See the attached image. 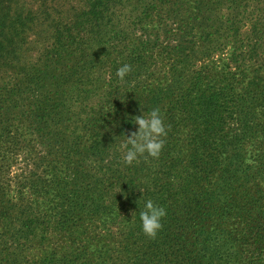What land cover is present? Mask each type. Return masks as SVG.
Returning a JSON list of instances; mask_svg holds the SVG:
<instances>
[{
  "label": "trees",
  "instance_id": "obj_1",
  "mask_svg": "<svg viewBox=\"0 0 264 264\" xmlns=\"http://www.w3.org/2000/svg\"><path fill=\"white\" fill-rule=\"evenodd\" d=\"M0 264H264V0H0Z\"/></svg>",
  "mask_w": 264,
  "mask_h": 264
},
{
  "label": "clouds",
  "instance_id": "obj_2",
  "mask_svg": "<svg viewBox=\"0 0 264 264\" xmlns=\"http://www.w3.org/2000/svg\"><path fill=\"white\" fill-rule=\"evenodd\" d=\"M131 72L130 65H123L118 68L117 76L121 80ZM134 123L138 125V130L131 136H127L128 148L124 160L126 163L131 164L140 156L147 153L151 157H158L164 147L163 137L167 136V129L163 117L159 109L151 110L148 115L135 116ZM166 215V210L157 205L152 200H147L144 204V210L140 211V220L142 222L143 232L150 236L155 237L158 231L163 227L162 219Z\"/></svg>",
  "mask_w": 264,
  "mask_h": 264
},
{
  "label": "rangeland",
  "instance_id": "obj_3",
  "mask_svg": "<svg viewBox=\"0 0 264 264\" xmlns=\"http://www.w3.org/2000/svg\"><path fill=\"white\" fill-rule=\"evenodd\" d=\"M38 31H40V32H42V30H41V27L39 28V30ZM37 31V32H38ZM36 40H38V39H36ZM41 41H43V40H41ZM38 42H40V41H38ZM44 42V41H43ZM43 42H40V43H37V44H39V45H42V44H44ZM37 50L36 49H33V51H31L30 53L31 54H35L34 52H36ZM93 230H94V233H95V235L99 238V239H101V236H112V235H114V237H118V238H121L120 237V233L121 232H123L124 230H126L125 229V227H123L122 225H117V224H115L114 226H103L102 224H98V227L97 226H93ZM117 238V239H118ZM54 241H56V240H54ZM55 245H65L64 243L63 244H61V242L60 241H57V242H55ZM37 249L38 248H34L33 250H31V252H33V253H37L36 251H37ZM91 250H92V248H91Z\"/></svg>",
  "mask_w": 264,
  "mask_h": 264
}]
</instances>
